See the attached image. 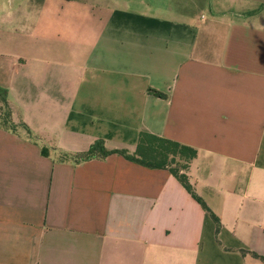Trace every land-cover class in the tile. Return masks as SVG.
I'll list each match as a JSON object with an SVG mask.
<instances>
[{
	"label": "crops",
	"instance_id": "crops-1",
	"mask_svg": "<svg viewBox=\"0 0 264 264\" xmlns=\"http://www.w3.org/2000/svg\"><path fill=\"white\" fill-rule=\"evenodd\" d=\"M66 1L18 54L8 103L50 149L0 129V264H264V0ZM143 131L198 151L219 223L167 170L60 160Z\"/></svg>",
	"mask_w": 264,
	"mask_h": 264
},
{
	"label": "rangeland",
	"instance_id": "rangeland-1",
	"mask_svg": "<svg viewBox=\"0 0 264 264\" xmlns=\"http://www.w3.org/2000/svg\"><path fill=\"white\" fill-rule=\"evenodd\" d=\"M128 1L136 9L143 6L163 12L177 3L186 5L185 0ZM67 3L66 0H46L44 4H39L38 0H0V119L8 112V109L3 110L5 103L13 101L12 87L19 67L18 54L30 43L29 34L35 32L36 23L44 24L47 18L64 15ZM22 132L18 128V133ZM33 135L43 147L50 149L42 136Z\"/></svg>",
	"mask_w": 264,
	"mask_h": 264
},
{
	"label": "trees",
	"instance_id": "trees-1",
	"mask_svg": "<svg viewBox=\"0 0 264 264\" xmlns=\"http://www.w3.org/2000/svg\"><path fill=\"white\" fill-rule=\"evenodd\" d=\"M153 92L160 96L162 95L157 91ZM5 109H8V112L5 115H1L0 129L18 133V128H21L29 139L37 142L38 140L35 139L29 126L14 116L13 109L8 102L5 103L3 110ZM42 153L47 155L46 147L42 148ZM113 154H119L131 162L150 169L169 171L179 180L192 197L210 213L212 218L219 223L216 215L196 193L194 186L190 182L188 170L192 161L197 157L198 151L188 145L143 131L139 136L137 148L134 152L127 150H109L103 140H97L85 152L74 154L61 152L60 160L80 164L91 160H104Z\"/></svg>",
	"mask_w": 264,
	"mask_h": 264
}]
</instances>
